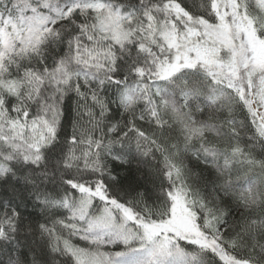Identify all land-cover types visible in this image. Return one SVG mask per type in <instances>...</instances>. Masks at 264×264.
Instances as JSON below:
<instances>
[{
    "label": "snow or ice",
    "instance_id": "6c2138e0",
    "mask_svg": "<svg viewBox=\"0 0 264 264\" xmlns=\"http://www.w3.org/2000/svg\"><path fill=\"white\" fill-rule=\"evenodd\" d=\"M0 264H264V0H0Z\"/></svg>",
    "mask_w": 264,
    "mask_h": 264
}]
</instances>
